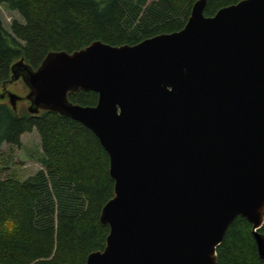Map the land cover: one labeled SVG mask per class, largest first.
I'll return each mask as SVG.
<instances>
[{
  "label": "water",
  "instance_id": "95a60500",
  "mask_svg": "<svg viewBox=\"0 0 264 264\" xmlns=\"http://www.w3.org/2000/svg\"><path fill=\"white\" fill-rule=\"evenodd\" d=\"M205 4L178 32L10 67L30 115L70 118L108 154L114 196L99 221L109 233L85 264H216L237 217L252 225L264 261V0L212 17ZM79 90L97 104L71 103Z\"/></svg>",
  "mask_w": 264,
  "mask_h": 264
},
{
  "label": "trees",
  "instance_id": "16d2710c",
  "mask_svg": "<svg viewBox=\"0 0 264 264\" xmlns=\"http://www.w3.org/2000/svg\"><path fill=\"white\" fill-rule=\"evenodd\" d=\"M198 0H0L22 22L7 31L0 20V86L23 59L38 68L50 52L74 53L93 42L134 46L178 32ZM242 0H206L204 16ZM73 104L93 107L96 93H69ZM35 130L42 170L18 182L0 181V264H85L103 251L109 233L99 217L114 196L109 157L91 130L53 112L15 113L0 104V146H21ZM259 233L264 235V224ZM216 264H264L252 225L237 217L216 249Z\"/></svg>",
  "mask_w": 264,
  "mask_h": 264
},
{
  "label": "rangeland",
  "instance_id": "374dc122",
  "mask_svg": "<svg viewBox=\"0 0 264 264\" xmlns=\"http://www.w3.org/2000/svg\"><path fill=\"white\" fill-rule=\"evenodd\" d=\"M156 1L147 0V5ZM0 20L7 31H9L13 21L22 22V19L17 13L9 12L3 6L0 7ZM27 94L28 90L20 79L18 81L8 80L7 83L0 86V104L3 103L12 107L10 99L14 98L16 100V113L22 110L28 112L29 102L26 100ZM40 156V139L35 130L21 136L20 147L2 144L0 146V181L11 179L23 182L29 177H32L43 169L39 163Z\"/></svg>",
  "mask_w": 264,
  "mask_h": 264
}]
</instances>
